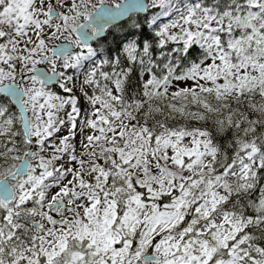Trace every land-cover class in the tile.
Listing matches in <instances>:
<instances>
[{
  "label": "snow or ice",
  "instance_id": "1",
  "mask_svg": "<svg viewBox=\"0 0 264 264\" xmlns=\"http://www.w3.org/2000/svg\"><path fill=\"white\" fill-rule=\"evenodd\" d=\"M0 264H264V0H0Z\"/></svg>",
  "mask_w": 264,
  "mask_h": 264
}]
</instances>
